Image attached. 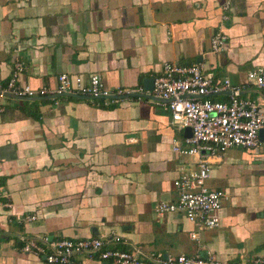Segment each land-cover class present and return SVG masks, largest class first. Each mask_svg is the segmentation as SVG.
Here are the masks:
<instances>
[{"label":"crops","instance_id":"crops-1","mask_svg":"<svg viewBox=\"0 0 264 264\" xmlns=\"http://www.w3.org/2000/svg\"><path fill=\"white\" fill-rule=\"evenodd\" d=\"M223 13L229 19L222 24ZM221 24L227 41L212 54L210 38ZM16 61L23 64L19 85L52 88L60 73L83 81L96 73L109 89L140 86L164 62L200 63L239 86L241 98L263 103L264 90L247 73L264 67V0H0L1 82ZM210 98L226 101L228 93ZM163 104L9 99L0 113V264H47L23 252L20 237L111 232L126 239L113 246L140 256L264 257V142L209 155L207 186L226 193L217 227L198 230L180 212L157 214L160 202L176 200L177 165L195 160L172 150L185 129L170 123Z\"/></svg>","mask_w":264,"mask_h":264},{"label":"built area","instance_id":"built-area-1","mask_svg":"<svg viewBox=\"0 0 264 264\" xmlns=\"http://www.w3.org/2000/svg\"><path fill=\"white\" fill-rule=\"evenodd\" d=\"M223 11L230 9L229 2L221 6ZM229 15L222 14V24ZM218 26L211 38L209 52L216 54L224 49L227 35L223 25ZM23 64L14 62L9 78L0 81V113L6 108L9 99L54 97L62 94H78L85 98L100 99L104 104L117 102L123 98L141 99L140 94L147 93L151 101L164 104L169 112L170 123L184 130L189 128L190 135L182 141L173 139L172 150L179 156H194L188 165H177V177L173 186L177 190L174 201L160 202L156 212L182 213L198 230L213 229L219 224L218 210L226 193L209 188V155L217 150L230 147L254 148L260 143L259 131L264 129V102L240 97V87L232 85L229 79H218L212 72L202 69L200 63L178 64L164 62L157 76L153 78V89L145 91L143 86L109 89L104 87L98 74H90L85 81L79 76L60 73L55 87L33 88L28 84H18ZM248 83L264 90V67H256L247 73ZM228 91V100L217 101L211 95ZM188 94L189 97H184ZM6 207L10 204L4 203ZM30 217L29 219H33ZM197 238V232L189 234ZM21 240V249L43 259L47 264H80V257L96 259L108 264H264V257L251 261L230 263L219 260L211 254H179L165 256L161 252H151L145 256L135 250L120 249L113 245L125 243L126 239L115 232L97 237L50 239L26 237ZM113 246V247H112Z\"/></svg>","mask_w":264,"mask_h":264},{"label":"water","instance_id":"water-1","mask_svg":"<svg viewBox=\"0 0 264 264\" xmlns=\"http://www.w3.org/2000/svg\"><path fill=\"white\" fill-rule=\"evenodd\" d=\"M142 86H143V89L145 91L152 90L153 89V78L144 79L143 82H142ZM227 93L229 94L228 91H227ZM239 94H240V92H239ZM62 95H67V96H72V97H82V96H79L77 94H62ZM58 96H61V95H55L54 97H58ZM140 96L141 97H146V98L150 97V95L147 94V93L140 94ZM184 97H189V95L186 94V95H184ZM160 101H164L165 102V101H168V100H160ZM184 135L185 136H189L190 135L189 128H185ZM259 141L260 142H264V129H261L259 131ZM105 264H108V263H105Z\"/></svg>","mask_w":264,"mask_h":264}]
</instances>
